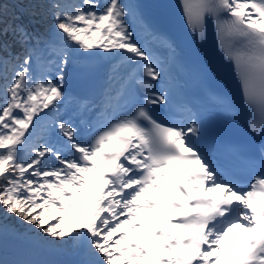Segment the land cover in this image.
Instances as JSON below:
<instances>
[{"label":"snow or ice","instance_id":"snow-or-ice-1","mask_svg":"<svg viewBox=\"0 0 264 264\" xmlns=\"http://www.w3.org/2000/svg\"><path fill=\"white\" fill-rule=\"evenodd\" d=\"M179 7L198 41L214 30L264 137V0ZM176 59L131 0H0V236L78 264H264V144L260 172L226 179L199 113L172 102ZM101 68L94 96L67 91Z\"/></svg>","mask_w":264,"mask_h":264},{"label":"bare ground","instance_id":"bare-ground-1","mask_svg":"<svg viewBox=\"0 0 264 264\" xmlns=\"http://www.w3.org/2000/svg\"><path fill=\"white\" fill-rule=\"evenodd\" d=\"M230 235H232V234H230ZM237 239H239V238L237 237ZM48 246H49V247H52L53 245H49V244H48ZM52 248H53V247H52Z\"/></svg>","mask_w":264,"mask_h":264}]
</instances>
